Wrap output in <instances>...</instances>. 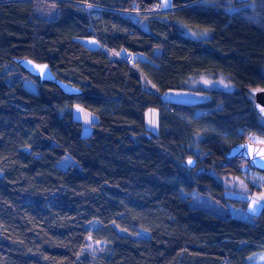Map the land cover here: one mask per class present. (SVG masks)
Masks as SVG:
<instances>
[{
	"label": "trees",
	"instance_id": "trees-1",
	"mask_svg": "<svg viewBox=\"0 0 264 264\" xmlns=\"http://www.w3.org/2000/svg\"><path fill=\"white\" fill-rule=\"evenodd\" d=\"M88 38L100 47L78 41ZM20 58L81 93L40 83ZM263 64L264 0H171L165 11L159 0H0V264H249L264 254V207L252 215L210 174L264 191L245 161L226 158L264 136L250 95L264 87ZM201 74L235 89L164 98ZM74 104L97 116L87 137ZM65 155L76 165L59 168ZM194 191L226 213L182 197ZM88 237L102 243L97 254H86Z\"/></svg>",
	"mask_w": 264,
	"mask_h": 264
},
{
	"label": "rangeland",
	"instance_id": "rangeland-1",
	"mask_svg": "<svg viewBox=\"0 0 264 264\" xmlns=\"http://www.w3.org/2000/svg\"><path fill=\"white\" fill-rule=\"evenodd\" d=\"M160 2V9L162 11L171 9V0H159ZM167 4L166 7H161V5ZM132 17V16H131ZM183 30H187V34L190 35L191 38L196 39L197 37L192 36H200L201 34L197 33L196 31L187 29L186 27H182ZM203 38H207L209 35L207 32L202 33ZM79 42H81L84 46H86L89 49H98L100 45L97 43V41L93 38L88 39H78ZM260 73L264 76V64L260 67ZM23 87L28 92L34 93L36 92V87L33 81H24ZM184 90L181 91H173L168 92L164 96L165 99L169 101H178V102H194V101H204L208 99L207 95H205L204 90H220L225 92H231L234 91L235 87L232 83L229 82V80L221 75H196L189 79H187L183 83ZM71 116L73 120L77 121L81 125V136L87 137L91 134L92 131V125L93 123L97 122V116L93 114L91 111L85 109L79 104H74L70 108ZM200 113L196 112L195 115L198 116ZM146 126L147 129L150 131L156 132L157 125H156V115L154 112L148 113L146 115ZM258 121L262 127H264V119L259 118ZM256 133V132H255ZM204 133L198 132L195 136L196 140H199ZM253 137V138H252ZM251 141L255 144H264V136L260 134H254L252 136ZM76 163L74 160L69 156L65 155L57 164V166L61 169H67L69 167L75 166ZM243 169H246L244 166ZM251 175L250 177L246 176L251 182L255 183L260 182L264 184V175L256 172V171H250ZM212 174L218 181L221 182L223 187L225 188V194L226 197H232V198H239L242 200L247 201V210L252 215H257L264 207V191L263 189L260 191H253L250 192L249 185L244 181L242 177H224V178H218L214 173ZM256 180V181H255ZM189 197L192 202L198 206L204 207L211 213L217 214V215H224L226 213V210L223 209L218 203L213 201L211 198L207 196H203L198 192H191L189 194L182 193V197ZM259 198V199H258ZM102 243L101 242H94L90 237L87 238L86 243V254H97L100 252ZM249 264H264V254H258V255H252L248 259Z\"/></svg>",
	"mask_w": 264,
	"mask_h": 264
},
{
	"label": "water",
	"instance_id": "water-1",
	"mask_svg": "<svg viewBox=\"0 0 264 264\" xmlns=\"http://www.w3.org/2000/svg\"><path fill=\"white\" fill-rule=\"evenodd\" d=\"M12 62L31 77L36 78L40 83L53 84L67 96H77L81 93L79 88L57 79L45 63H38L26 58L12 59ZM250 95L253 109L257 116L264 119V112L261 111V108H264V87L251 90ZM226 158L243 160L250 169L264 174V144H255L250 141L237 143L229 148ZM190 160L191 163H189ZM184 164L193 168L195 161L188 159Z\"/></svg>",
	"mask_w": 264,
	"mask_h": 264
},
{
	"label": "crops",
	"instance_id": "crops-1",
	"mask_svg": "<svg viewBox=\"0 0 264 264\" xmlns=\"http://www.w3.org/2000/svg\"><path fill=\"white\" fill-rule=\"evenodd\" d=\"M131 19H132L134 22L138 23L141 27H143V28L146 27V23H145V21L142 20V19H140V17L134 15V16L131 17ZM146 118H147V117H146Z\"/></svg>",
	"mask_w": 264,
	"mask_h": 264
},
{
	"label": "built area",
	"instance_id": "built-area-1",
	"mask_svg": "<svg viewBox=\"0 0 264 264\" xmlns=\"http://www.w3.org/2000/svg\"><path fill=\"white\" fill-rule=\"evenodd\" d=\"M88 6L86 5V8H87ZM128 62L130 61V58H127L126 59ZM244 175H246V174H244ZM247 176V175H246ZM256 181V180H255ZM256 184H258V185H260L261 187H264V184H262V183H258V182H256Z\"/></svg>",
	"mask_w": 264,
	"mask_h": 264
},
{
	"label": "snow or ice",
	"instance_id": "snow-or-ice-1",
	"mask_svg": "<svg viewBox=\"0 0 264 264\" xmlns=\"http://www.w3.org/2000/svg\"><path fill=\"white\" fill-rule=\"evenodd\" d=\"M167 6V4H163V5H161V7H166ZM41 71H43V69H41ZM261 111L262 112H264V108H261ZM189 163H191V160L189 161ZM262 198H264V197H262ZM259 199V198H258Z\"/></svg>",
	"mask_w": 264,
	"mask_h": 264
}]
</instances>
